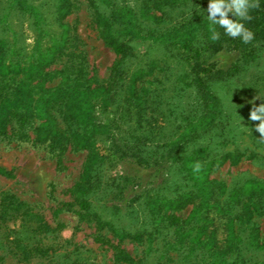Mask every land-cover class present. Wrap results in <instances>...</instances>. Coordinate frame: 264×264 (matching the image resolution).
<instances>
[{"label":"rangeland","instance_id":"1","mask_svg":"<svg viewBox=\"0 0 264 264\" xmlns=\"http://www.w3.org/2000/svg\"><path fill=\"white\" fill-rule=\"evenodd\" d=\"M69 1L72 3L71 11L62 21L68 30L66 48L47 71L68 72L81 68L85 78L89 80L90 88L103 92L108 85L111 68L118 57L103 42L105 28L96 22L95 10L90 8L86 0ZM28 2L34 6L43 3V10L50 13L55 11L59 4L55 0ZM141 2L143 4V0H103L99 1V5L100 13L107 17L112 29L117 30L119 36L133 47V57L125 58L123 62L129 69L128 73L147 69L149 64L153 63L150 75L138 79L134 84L141 89H156L160 108L168 115V120L160 118L152 127L153 134L159 138L142 148L144 154L147 152V155H150L149 152L154 150L163 152V145L170 138L171 132H176L182 118L196 106L197 99L195 91L186 85V79L183 78L189 73L187 64L178 62L177 56L174 57L178 51L166 47L168 52L162 43L135 35L131 31V15L128 10H118L115 7L123 6L138 13ZM209 2L210 0H179V4L173 8L151 13L150 17H160L159 22L138 14V21L133 25L142 36H148L151 32L154 35L169 33L172 29H178L191 21L196 22L193 20L194 16L197 20L198 17L207 19ZM164 11L166 14L162 15ZM229 15L235 19L231 13ZM12 18L21 33L26 50L32 54L39 42L44 43L45 40L34 30L26 14L14 13ZM194 26L195 35L199 37L196 39L198 45L195 46L200 48L202 30H198L203 29L204 25ZM208 56L209 58L203 59L212 69L236 71L222 80L208 82L219 101V113L211 127L200 130L198 135L184 146L182 154L188 156L195 150H202L198 161L203 164L202 170L208 168V171L204 174L194 173L193 177L205 176V179L218 182L227 191L243 189L240 204L233 203L231 206L234 208L229 207L230 210L221 216L229 215L233 218L240 213L249 214L248 224L257 229L255 234L263 241L255 247L247 246L243 251L250 260L248 264H264V140L260 139V133L255 130L259 122L249 119L252 108L250 101L259 95L264 96V41L255 44L252 53L246 57H242L243 55L235 49H221ZM135 78L132 77L133 80ZM154 78L157 82L150 83ZM61 79L62 76L57 75L45 83V86L55 87ZM255 103L259 106L264 103V98L256 100ZM105 104L103 108L97 107L94 115L101 125L111 126L112 130L106 131L108 135L106 133L97 136L93 148L97 156H93L87 149H72L69 146L58 159L44 145L18 143L0 138V167L9 173L0 174V203L5 195H11L42 216L51 229H58L54 237L48 234L44 237L38 233L30 234L27 222H21L19 215L9 212L11 215L7 216L6 222L2 225L0 223V264H157L161 253L159 246L149 242L138 244L128 240L119 241L106 230L100 234L102 241H98L94 224L81 219L77 214V206L73 204L70 189L79 181L85 168L87 170V167L94 163L95 158L100 163L97 172L100 184L90 196L93 207L104 220L120 230L134 232L148 228L150 218L144 200L124 205L118 201L120 197L114 198L116 191L110 186L114 177L124 173L129 176L136 175L143 183L142 188L166 189L165 194H172L174 180L169 174L167 177L166 170L163 171L166 163H162L160 155L145 163L146 161L141 162L136 156L132 157L131 152L127 150L123 155L122 151L115 154L110 149L112 136L119 140L121 145L128 146L127 144L133 142L132 136L143 134L145 123L140 126H136L133 121L126 123L119 103ZM56 117L59 121L62 114L57 113ZM59 126L62 129L65 127L62 121ZM228 154L233 157L220 164L205 167L212 159H220ZM174 171L176 172L175 169ZM194 183V179L190 181V184ZM186 189L187 187L182 188ZM1 209L3 207L0 206V211ZM193 211V205H188L174 213L180 219H187L192 217ZM216 222L219 224L217 237L223 241L226 239L227 229L222 224L223 219L217 218ZM239 222L236 218L232 221V224L236 225L234 230H238L236 235H241L242 240L246 241L248 232H240L244 229L245 222L243 228ZM12 231L21 234V239H30L23 243L35 244L40 241V245L47 249L46 253L33 255L25 262L18 261L11 245L15 237ZM118 250H123L129 255L127 262L116 261ZM160 264H178L176 253L170 252L168 257L160 260ZM182 264L193 263L186 260Z\"/></svg>","mask_w":264,"mask_h":264},{"label":"trees","instance_id":"2","mask_svg":"<svg viewBox=\"0 0 264 264\" xmlns=\"http://www.w3.org/2000/svg\"><path fill=\"white\" fill-rule=\"evenodd\" d=\"M55 1L59 4L56 10L50 13L43 10V3L34 6L28 0H0V138L18 143L31 142L44 145L58 159L69 146L72 149H87L93 156H97L93 152L97 136L106 135V131L112 128L97 121L94 115L95 109L106 106L105 102L119 103L126 123L133 121L136 126L145 123V127L141 136H132L133 142L127 144L128 146L121 145L119 140L112 136L110 149L115 154L122 151L123 155L127 150L131 152L132 157L136 156L139 161H146L145 163H149L152 157L160 155L162 163H166L163 171L166 170V175L169 174L170 178H173L174 184L172 194L168 195L165 194V188V190L142 188L143 183L136 175L129 176L128 173H124L114 177L110 184L116 191L114 198L120 197L118 201L124 205L144 200L150 218L148 228L134 232L120 230L104 220L93 207L90 196L100 184L97 178L100 163L95 158L94 163H91L87 170L85 168L79 181L70 189V193L80 218L94 224L98 241H102L100 234L106 230L119 241L154 243L161 248L157 264H160L161 259L168 257L170 252L176 253L178 264L185 263L186 260L193 264L250 263L243 250L247 249V246L255 247L263 240L258 239V235L255 234L257 229L248 224L249 214L240 213L233 218L229 215V217L221 216L222 213L225 215L230 210L229 207L234 208L231 206L233 203L240 204L243 189L227 191L218 182L205 179V176L193 177L192 166L200 159L202 150H195L188 156L182 153L184 146L194 139L200 130L213 125L219 113V101L212 93L208 82L222 80L236 71L212 69L203 58H209L208 55L221 49L238 50L242 57L250 55L253 46L264 41V0H259L258 8L250 10L252 19L243 21L254 33V39L249 44L243 43L239 38L233 39L225 35V30L218 25L215 27L220 33V38L212 41L209 31L210 22L202 17H198L197 20L196 16L193 17L196 22L191 21L165 34L154 35L151 32L148 36H142L136 30L133 24L138 21L136 18L138 14L159 22L160 17L155 15L150 17L151 13L173 8L179 4V0H143L138 13L123 6H115L118 10H128L132 19H129L132 25L131 31L135 35L162 43L166 51H168L166 47L178 51L174 57L177 56L178 62L187 64L189 73L183 78L186 79V85L195 91L197 99L196 106L182 118L176 132L175 130L171 132L170 138L168 137L163 145V152L154 150L149 152L150 155H147V152L144 154L142 148L159 138L153 134L152 127L160 118L164 121L168 120V115L160 108L161 103L155 94L156 89L150 87L147 90L141 89L134 84L138 79L150 75V67L153 63H150L147 69L135 70L129 74V69L123 62L125 58L133 57V47L119 36L117 30L112 29L107 17L100 13L99 1L103 0H86L90 8L95 10L96 22L105 28L102 36L104 44L118 57L111 68L108 85L103 92L96 88L91 89L89 80L85 78L81 68L68 72L63 70L48 72L47 69L66 48L68 30L62 21L72 8L69 0ZM14 13L26 14L34 30L45 40L44 43L39 42L32 54L28 53L21 40V33L12 18ZM163 14H166L165 11ZM197 24L204 25L203 29L198 30H202L200 48L195 46L196 39L199 38L195 35L194 25ZM57 75L62 76L61 81L55 87H46L45 83ZM134 76L136 78L133 80ZM155 82H157L156 78L150 81L152 84ZM57 113L62 114L59 121L56 117ZM61 121L65 125L64 129L59 126ZM232 157L228 154L220 159H212L205 167L220 164ZM205 171H208V168L200 173L204 174ZM0 174L9 175L1 167ZM193 179L196 183L190 184ZM184 187L187 189L182 190ZM188 205H193L192 217L180 219L174 212L183 210ZM0 206L3 207L0 211L1 225L6 222L8 215L15 214L19 215L21 222H27L26 226L30 229L28 231L30 234L38 233L42 237L48 234L54 237L58 231L51 229L42 216L34 213L11 195H5ZM217 218L223 219L222 224L227 229V236L223 241L217 237L219 228ZM235 218L240 220L241 226L245 222L244 229L240 232L241 234L243 231L248 232L246 241L242 240L241 235H236L238 230H234L236 225L232 224ZM12 232L15 237L11 245L15 249L14 255L18 261L25 262L33 255L46 253L47 249L40 245V241L35 244L23 243L30 239H21V234ZM115 257L118 262L129 260V255L123 250H118Z\"/></svg>","mask_w":264,"mask_h":264},{"label":"clouds","instance_id":"3","mask_svg":"<svg viewBox=\"0 0 264 264\" xmlns=\"http://www.w3.org/2000/svg\"><path fill=\"white\" fill-rule=\"evenodd\" d=\"M259 7V0H210L207 7V19L210 22L209 31L210 39L217 41L220 33L215 26H219L225 30V35L236 39L239 38L243 43L249 44L254 39V33L248 29L243 21H250L252 16L250 10ZM235 19L230 18V14ZM264 98V96L255 97L250 103L249 119L253 122H259L255 126V130L260 133V139L264 140V103L256 105L255 101ZM193 167L194 173H199L203 169V164L199 161L195 162Z\"/></svg>","mask_w":264,"mask_h":264}]
</instances>
